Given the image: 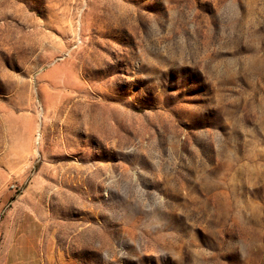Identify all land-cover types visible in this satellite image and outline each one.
<instances>
[{"label":"rangeland","instance_id":"rangeland-1","mask_svg":"<svg viewBox=\"0 0 264 264\" xmlns=\"http://www.w3.org/2000/svg\"><path fill=\"white\" fill-rule=\"evenodd\" d=\"M1 247L264 264V0H0Z\"/></svg>","mask_w":264,"mask_h":264},{"label":"crops","instance_id":"crops-1","mask_svg":"<svg viewBox=\"0 0 264 264\" xmlns=\"http://www.w3.org/2000/svg\"><path fill=\"white\" fill-rule=\"evenodd\" d=\"M2 247L0 248V264H22L23 262L16 261L8 253H3ZM13 259V260H12Z\"/></svg>","mask_w":264,"mask_h":264}]
</instances>
